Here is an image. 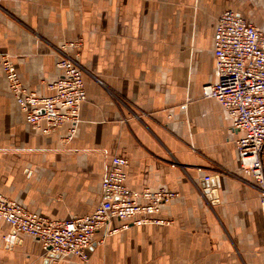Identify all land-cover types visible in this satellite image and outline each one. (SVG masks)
<instances>
[{
    "label": "crops",
    "instance_id": "1",
    "mask_svg": "<svg viewBox=\"0 0 264 264\" xmlns=\"http://www.w3.org/2000/svg\"><path fill=\"white\" fill-rule=\"evenodd\" d=\"M226 9L264 33V0H0V192L52 220L85 216L123 156L131 189L177 193L155 215L170 224L100 229L86 261L49 257L0 218V264H264V215L241 169L240 132L203 95L218 79L214 33ZM78 40L80 120L74 133L65 124L43 134L26 121L3 60L47 96L62 75L59 48Z\"/></svg>",
    "mask_w": 264,
    "mask_h": 264
},
{
    "label": "built area",
    "instance_id": "2",
    "mask_svg": "<svg viewBox=\"0 0 264 264\" xmlns=\"http://www.w3.org/2000/svg\"><path fill=\"white\" fill-rule=\"evenodd\" d=\"M82 41L59 48L62 75L48 87L50 95L41 96L22 82L15 65L5 58L2 63L9 88L26 121L43 134L65 125L75 132L83 102L87 99L86 70L80 62ZM73 49L75 52L70 53ZM214 56L218 79L203 86V95L217 100L233 119L240 132L236 149L243 173L260 195L264 215V33L232 9L224 10L214 33ZM129 159L114 156L101 185V197L88 215L68 220H52L24 208L0 192V218L13 229L40 239L46 253L74 255L88 259L97 231L114 234L131 226L170 224L155 215L177 193L166 188L134 190L127 185ZM210 176L205 180H210ZM113 220L122 221L111 226Z\"/></svg>",
    "mask_w": 264,
    "mask_h": 264
},
{
    "label": "water",
    "instance_id": "3",
    "mask_svg": "<svg viewBox=\"0 0 264 264\" xmlns=\"http://www.w3.org/2000/svg\"><path fill=\"white\" fill-rule=\"evenodd\" d=\"M55 256H58V255H52V254H49V257H55ZM46 263H47V264L49 263V259H47Z\"/></svg>",
    "mask_w": 264,
    "mask_h": 264
}]
</instances>
